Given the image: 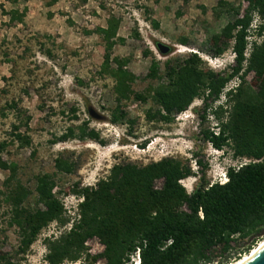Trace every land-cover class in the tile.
Masks as SVG:
<instances>
[{"label": "rangeland", "instance_id": "1", "mask_svg": "<svg viewBox=\"0 0 264 264\" xmlns=\"http://www.w3.org/2000/svg\"><path fill=\"white\" fill-rule=\"evenodd\" d=\"M224 1L241 6L240 14L247 5L245 0ZM0 4L1 251L14 253L21 239L18 229L8 224L10 205L5 200L16 183L30 190L23 205L33 209L37 206V176L51 174L55 181L52 191L62 203L65 216H74L81 200L73 193L75 185H93L120 161L146 164L165 156L181 159L193 172L180 180L190 192L202 174L209 182H217L229 166L249 160L233 157L228 146L218 149L207 141L203 130L217 132L218 120L209 109H202L201 96L194 97L168 123L150 120L146 114L154 108L148 89L166 82L165 60L196 52L201 65L213 72L234 64L231 48L217 55L208 51L213 35L220 33L232 18L229 5H220L218 0H0ZM2 9L23 11V21H11ZM111 15L119 19L111 57L127 60L126 67L135 75L132 89L146 96V100L131 97L120 103L126 118L131 120L129 127L112 121V111L117 106L115 81L102 69L105 42L97 28L104 27ZM152 20L158 22L157 27ZM261 23L264 18L253 12L246 57L252 50V41L264 40V33H256ZM184 38L186 43L181 41ZM158 42L169 47L166 54L160 52ZM152 60L159 63V78L146 77ZM245 79L252 82L254 72H248ZM238 81L234 77L227 83L212 108L225 102V91ZM90 110L99 117L92 116ZM84 123L87 131L97 133V138L79 137V126ZM68 128H73L74 136L61 139L59 136ZM17 134L28 137L29 144H21ZM57 157L69 159L75 169L71 173L58 171L54 166ZM196 159L201 164L195 163ZM155 184L159 187L161 181ZM70 225L71 220L64 226L52 221L43 227L23 257H19V264H48L45 238L58 235ZM261 238L248 240L252 245L246 252ZM85 244L91 254L103 250L96 237ZM232 244L230 261L246 253L242 251V241ZM220 258L218 253L216 260ZM135 260L137 251L131 257L132 264ZM103 263V258L96 261ZM62 264H85V260Z\"/></svg>", "mask_w": 264, "mask_h": 264}, {"label": "trees", "instance_id": "2", "mask_svg": "<svg viewBox=\"0 0 264 264\" xmlns=\"http://www.w3.org/2000/svg\"><path fill=\"white\" fill-rule=\"evenodd\" d=\"M245 1L247 5L240 14L241 6L218 0L220 5H229L233 15L220 33L213 35L208 50L217 55L231 48L234 64L213 72L201 65L196 52L181 59L165 60L166 82L148 89L154 108L146 114L150 120L168 123L194 97L201 96L202 109H209L218 120L217 132L203 130L204 137L215 148L228 146L233 157L249 160L228 168V180L224 183L209 182L202 174L190 192L180 180L193 172L181 159L165 156L146 164L120 161L93 185H75L73 193L81 200L74 216H65L62 203L52 191L55 181L51 174L37 176V206L33 209L23 205L30 190L16 183L5 200L10 205L8 224L18 229L21 239L14 253L0 250V264H19V257L52 221L64 226L71 220V225L58 235L45 238L48 264L81 258L85 264H96L99 258L104 259L103 264H132L131 257L137 249L139 264H227L234 241H242L243 252L249 249V238L264 228V40L252 41L249 56L244 53L253 12L264 18V0ZM1 11L16 22H22L25 14L18 9ZM152 24L158 26L157 21L152 20ZM118 27L119 19L111 15L97 32L105 42L103 72L115 81L117 106L112 111V121L129 127L131 120L126 118L120 103L131 97L146 100V96L132 89L135 75L126 67L127 60L111 57ZM256 33H264V24L257 26ZM181 41L186 43L187 39ZM159 69V63L152 60L146 77L159 78ZM250 71L254 72L252 82L245 79ZM234 77L239 81L225 91V102L212 108V102ZM85 125L79 126V137L97 138V133L87 131ZM73 136V128H68L59 137ZM17 138L21 144H29L28 137L17 134ZM195 163L201 161L196 159ZM54 166L65 173L75 169L74 163L61 157L55 158ZM156 181H161L159 187ZM93 237L103 245L101 253L88 252L85 242ZM218 253L221 258L216 260Z\"/></svg>", "mask_w": 264, "mask_h": 264}, {"label": "water", "instance_id": "3", "mask_svg": "<svg viewBox=\"0 0 264 264\" xmlns=\"http://www.w3.org/2000/svg\"><path fill=\"white\" fill-rule=\"evenodd\" d=\"M157 47L160 50V52L163 54H166L169 51V47L167 45H164L163 43L158 42ZM90 114L94 117H99V115L94 113V111L92 110H90ZM263 236H264V228H262L256 234L252 235L249 238V241H251L255 237H263ZM241 264H264V246H262L258 251H256L251 257H249Z\"/></svg>", "mask_w": 264, "mask_h": 264}, {"label": "bare ground", "instance_id": "4", "mask_svg": "<svg viewBox=\"0 0 264 264\" xmlns=\"http://www.w3.org/2000/svg\"><path fill=\"white\" fill-rule=\"evenodd\" d=\"M262 246H264V236L259 240V242L256 245H254L250 249V251L244 253L239 258L228 262L227 264H241V263H243L245 260H247L249 257H251L256 251H258Z\"/></svg>", "mask_w": 264, "mask_h": 264}, {"label": "clouds", "instance_id": "5", "mask_svg": "<svg viewBox=\"0 0 264 264\" xmlns=\"http://www.w3.org/2000/svg\"><path fill=\"white\" fill-rule=\"evenodd\" d=\"M230 167H235V166L232 165V166H229L228 168H230ZM227 169H226V171H224V173H221L219 175V179L217 180L218 183H224L228 180ZM135 262L136 263L138 262V264H139V259L137 258V260H135Z\"/></svg>", "mask_w": 264, "mask_h": 264}, {"label": "built area", "instance_id": "6", "mask_svg": "<svg viewBox=\"0 0 264 264\" xmlns=\"http://www.w3.org/2000/svg\"><path fill=\"white\" fill-rule=\"evenodd\" d=\"M137 258L139 259L138 249H137Z\"/></svg>", "mask_w": 264, "mask_h": 264}]
</instances>
